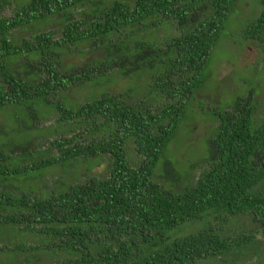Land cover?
Segmentation results:
<instances>
[{"label":"trees","instance_id":"trees-1","mask_svg":"<svg viewBox=\"0 0 264 264\" xmlns=\"http://www.w3.org/2000/svg\"><path fill=\"white\" fill-rule=\"evenodd\" d=\"M235 3L0 0V264H194L263 248L254 77L232 102L199 101L214 120L206 154L185 170L173 156L188 107L222 81L208 64ZM258 3L234 38L264 72ZM78 87L99 90L73 101Z\"/></svg>","mask_w":264,"mask_h":264},{"label":"rangeland","instance_id":"rangeland-1","mask_svg":"<svg viewBox=\"0 0 264 264\" xmlns=\"http://www.w3.org/2000/svg\"><path fill=\"white\" fill-rule=\"evenodd\" d=\"M259 11L260 5L258 0H237L234 11L229 14L225 21L221 38L211 54L208 71H217L218 78L222 81L225 80L226 75H228L226 79L227 83L226 81H216L213 75L208 83L203 85L201 88L203 90L200 89L201 91H199L196 99L192 103L194 111L191 109V106L188 107L186 118L175 133L179 136L177 139L179 143L177 145L173 143L172 145L176 151V153H173L175 162L176 164L183 163L180 164L182 170L187 169L192 162L199 159V156L206 154V139L214 124L213 118L209 117L208 113L200 112L201 110L198 109L200 105L199 101L211 102L214 104H219L220 101L222 104L232 102L236 97L244 93L248 84L253 82V77L256 87L260 88V92L264 91V78L259 74V72L262 71L256 47L252 44H239L238 42L240 41L234 38L237 31L248 21L257 16ZM162 31L163 29L160 30V32ZM122 82L123 81H114L108 84L106 89H119ZM228 83L234 84L235 92L232 91L233 88L229 90L230 86ZM98 90V87L74 88L70 98L73 101H81L85 99L89 93ZM3 117L4 115L0 116V122H5L6 117L5 119H3ZM44 121L45 123L50 122L48 118H45ZM96 169L102 171L103 165L96 167ZM199 228L200 225L191 224L190 226H185V229H183L180 234H186ZM257 237L264 240V236L262 235ZM261 244L260 242L256 243L254 249L258 251V253L253 254L251 258H243V253H237L227 256L220 261L216 259H205L194 264H264V246L262 248L260 246Z\"/></svg>","mask_w":264,"mask_h":264}]
</instances>
